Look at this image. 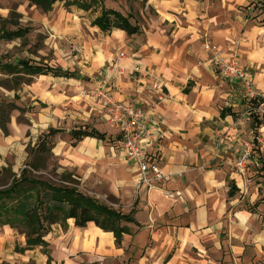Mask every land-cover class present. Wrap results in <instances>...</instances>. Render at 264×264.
I'll return each mask as SVG.
<instances>
[{
    "label": "crops",
    "instance_id": "crops-1",
    "mask_svg": "<svg viewBox=\"0 0 264 264\" xmlns=\"http://www.w3.org/2000/svg\"><path fill=\"white\" fill-rule=\"evenodd\" d=\"M137 1L144 13H120L139 28L136 35L75 24L65 31L63 49L46 39L43 50L8 62L26 61L61 75L24 76L29 82L16 91V105L29 103L34 111L24 116L28 124L17 122V112L7 134L0 130V156L28 139V131L67 135L77 124L104 134V140L87 137L75 146L57 139L52 154L84 178L104 180L125 214L135 207L136 225L122 224L131 234L123 235L119 247L112 233L92 223L82 229L72 220L65 230L53 226L44 240L54 264H264V206L258 202L264 119L250 124L239 87L217 75L203 49L205 41L221 51L236 48L256 92L264 95V13L256 21L248 15L257 13L236 10L249 0ZM55 47L54 60L39 63ZM102 87L113 101L132 100L145 111L143 154L167 178L153 189L135 187V169L121 153L119 135L98 105L81 97ZM0 96L13 99L15 93ZM248 143L253 149L241 180L233 163ZM8 232L2 228L1 246L9 247Z\"/></svg>",
    "mask_w": 264,
    "mask_h": 264
},
{
    "label": "trees",
    "instance_id": "trees-1",
    "mask_svg": "<svg viewBox=\"0 0 264 264\" xmlns=\"http://www.w3.org/2000/svg\"><path fill=\"white\" fill-rule=\"evenodd\" d=\"M57 3H61L66 9L73 7L84 13L96 14L91 21V26L97 27L104 34H109L114 30H120L128 36L139 33V28L130 24L129 16L126 17L113 9L105 8L102 0H29L30 6L36 7L44 14L50 13ZM12 25L15 26L16 23ZM24 36V31L19 28L14 31H6L4 27H0V40L11 41ZM0 73L29 77L46 74L61 75L58 71H53L48 67L32 66L26 61H19L15 65L0 61ZM28 82L29 80L22 84ZM3 85L9 90L14 88L8 83ZM0 86H2L1 82ZM246 104L248 103L246 102ZM13 110L19 109L13 104L0 102V130L4 135L7 134L6 126L9 122V113ZM58 133L57 130H48L33 149L29 150L27 164L22 169L20 176L17 178L13 175L11 184L0 189V228L8 227L25 238V248L19 249L20 252L35 248H47L48 244L44 238L49 234L51 228L59 225L62 230H65L68 220H72L76 228L82 229L88 223H92L100 230L112 233L114 244L119 247L123 235L131 234L130 230L122 224H135L133 220L135 207L129 214L123 215L100 204L80 192L72 184L71 173L66 170L57 183L31 176L30 173L38 171L39 168L45 171L50 167L49 159L53 146L48 140ZM69 136L72 146L87 137L97 140L105 138L104 134L87 127L72 130ZM49 262L48 258L47 264Z\"/></svg>",
    "mask_w": 264,
    "mask_h": 264
},
{
    "label": "rangeland",
    "instance_id": "rangeland-1",
    "mask_svg": "<svg viewBox=\"0 0 264 264\" xmlns=\"http://www.w3.org/2000/svg\"><path fill=\"white\" fill-rule=\"evenodd\" d=\"M102 1L105 8L113 9L119 13L125 11L129 13H144L143 5H138L137 0ZM247 3L249 4L238 6L236 10H238L239 13H257L254 17L248 15V18L253 20L256 19L257 21V17H260L261 13H264V0H249ZM4 13L6 14L3 15ZM95 15L96 14L93 13H84L73 7L66 9L61 3L55 4L50 13L44 14L36 7L30 6L29 0H0V27H4L6 31H14L16 28H19L25 33V36L22 39L13 42L0 40V61L14 63L15 61L26 59V53L30 54L33 52V54H35L36 50H43L45 48L43 43L46 39L55 41L57 47L63 49L65 45H67L65 31L74 27L75 24L87 27L91 26L90 23ZM10 19L11 22H9ZM14 23H16L15 26L12 25ZM57 47H55L54 50H49V52H46L45 50V54L41 57L39 63L46 66L54 60L53 53L57 52ZM28 79V77L22 75L15 76L1 73L0 82L2 86H0V94H3V92H13L15 93V98L5 99L3 96H0V102L13 104L15 106L17 100L16 91L19 90L21 87L20 85L26 83ZM2 83H8L11 87H14L13 90L4 87ZM28 105L29 103H27L26 106L19 107V110L11 111L9 113V122L10 118L19 112L17 122L20 125L28 124V121L24 116L28 113L31 115L34 111V109ZM16 108L18 109V106ZM259 119L260 118L255 113L250 112V124H252L253 127L256 124L255 122L260 121ZM261 122H263V120ZM8 125L9 123H7V130ZM80 128L83 127L76 124L71 129L77 130ZM47 131L48 129L38 130L37 133L34 132L33 134H30L31 131H28L26 134V138L28 139L21 141L20 143L19 141H15L6 155L2 154L3 156H0V189L11 184L13 175L17 178L20 176L22 169H24L25 164H27L29 150L33 149L35 144L41 140L42 136L47 134ZM69 133L65 135L63 133L60 134L59 132L55 136L49 138L48 141L53 146V149L56 147L57 139L64 140L69 146H72ZM254 141V145H256L258 142L256 140ZM52 150L49 159L50 167L46 168L45 171L39 168L38 171L30 173L31 176L40 180L57 183L61 178V175L64 173V170H66L68 173H71L72 184L76 186L80 192L95 199L100 204L106 205L108 208L125 215L126 210L121 205L119 199L110 194L104 180L95 177L84 178L78 170L63 167L60 164L59 159L52 154ZM260 171L262 172V188L260 190V199L258 202L264 206V164ZM2 228H0V233L2 232ZM10 230L11 232L7 233L11 239L9 247L1 246L2 240H0V258L4 257L5 259L0 260V264H47L48 258L50 259L49 264H54L50 253L51 250L48 247L43 249L35 248L32 253L20 252V241L25 243V238L17 231ZM48 235L44 238L45 240H48Z\"/></svg>",
    "mask_w": 264,
    "mask_h": 264
},
{
    "label": "built area",
    "instance_id": "built-area-1",
    "mask_svg": "<svg viewBox=\"0 0 264 264\" xmlns=\"http://www.w3.org/2000/svg\"><path fill=\"white\" fill-rule=\"evenodd\" d=\"M204 51L210 55L217 75L224 81L239 87L243 100L248 104V112L264 118V95L256 92L251 74L240 64L236 48L221 51L216 45L205 41ZM155 88H161L154 84ZM81 97L94 101L100 110L102 119L111 126L120 137L121 153L135 169V187L147 191L159 182L167 180L155 161L147 160L143 154L142 143L149 134L145 125V111L134 101H113L110 92L105 88H97L81 92ZM250 143L245 145L244 152L233 163L236 173L241 178L246 176V163L252 151ZM101 262V259H97Z\"/></svg>",
    "mask_w": 264,
    "mask_h": 264
}]
</instances>
